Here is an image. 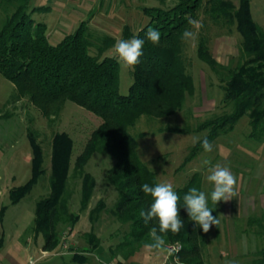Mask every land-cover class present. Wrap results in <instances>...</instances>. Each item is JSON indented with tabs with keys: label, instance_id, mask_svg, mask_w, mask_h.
Listing matches in <instances>:
<instances>
[{
	"label": "trees",
	"instance_id": "16d2710c",
	"mask_svg": "<svg viewBox=\"0 0 264 264\" xmlns=\"http://www.w3.org/2000/svg\"><path fill=\"white\" fill-rule=\"evenodd\" d=\"M6 1L14 5L0 25V75L14 85L11 98L18 99L23 95L46 116L67 100L100 119L72 164V171L80 179L79 208H86L95 182L91 174L84 171V165L93 153L108 152L114 162L107 169L106 178L118 193L111 214L120 223H127V233L118 245L127 255L131 254L150 243L149 230L152 226L158 227V221L154 219L146 225L140 217L141 210L147 211L153 202L150 195L143 193L141 185L148 183L154 186L157 180L136 152L137 138L143 133L140 131L134 136L129 133L128 127L133 126L140 115L161 118L175 114L182 107L185 96L191 95L194 86L182 64L181 43L183 32L190 25L188 19H195L202 0H175L167 8L142 6L139 10L147 21L134 33L123 24L120 39L136 36L145 40L140 62L131 67V83L126 94L118 92L120 76L117 56L103 54L114 43L112 36H104L101 45L96 47V54L90 53L92 42L84 19L57 43L50 44L45 34V24L34 22L31 17L32 12H47L48 5L29 7V0ZM205 5L213 20L234 24L248 59L229 69L222 86L223 101L231 103V112L205 118L192 129L205 130V135L200 138L207 136L211 142L219 133L229 131L246 113L250 123L249 136L258 138L264 131V32L251 16L250 0H237L236 5L229 0H205ZM148 28L160 32L159 44L154 45L147 40L145 33ZM197 47L198 59L214 67L217 62L207 52L203 39L198 41ZM161 130L181 134L189 132L188 128L167 125ZM27 142L31 152L29 177L23 184L13 185L7 191L9 205L23 198L38 177L44 174L42 150L31 131L27 133ZM72 144L64 131L53 134L48 194L34 202L33 232L34 235H41L44 250L54 249L58 244L57 225L69 223L74 226L78 222V215L68 210L65 196ZM201 149V144L194 141L180 166ZM190 177L185 184L174 188L180 196L179 215L184 227L176 234L168 232L165 240L166 243H178L180 246L175 253L171 252V258L179 257L184 264H204L199 254L197 229L183 203V196L189 188H197L196 173ZM6 206L0 205V217ZM103 208V201L98 199L88 210V219L97 221ZM85 236L91 250L98 247L93 232L88 231ZM259 253L257 263L263 264L264 248ZM70 259L82 263L86 257L73 253Z\"/></svg>",
	"mask_w": 264,
	"mask_h": 264
},
{
	"label": "rangeland",
	"instance_id": "374dc122",
	"mask_svg": "<svg viewBox=\"0 0 264 264\" xmlns=\"http://www.w3.org/2000/svg\"><path fill=\"white\" fill-rule=\"evenodd\" d=\"M29 1V7L48 3L54 6L53 12L31 13L34 22L45 24L48 43H57L74 30L80 21L86 19L87 32L92 42L90 53L96 54V47L101 45L104 36H112L114 43L103 54L117 56L113 46L121 38L123 24L134 33L147 21V17L141 14L140 7L150 5L167 8L175 0ZM229 1L234 5L237 3V0ZM13 5L6 0H0V25L5 14L12 11ZM250 5L253 20L264 32V0H250ZM200 7L194 20L202 26L189 25L187 30L193 32L195 38L183 39L181 43L182 64L185 72L191 76L194 86L191 95L185 96L182 107L175 114L161 118L140 115L134 125L128 127V131L134 136L140 131L143 133V136L137 138L136 152L141 162L153 171L157 183L169 182L176 188L185 184L195 172L197 188L210 194L213 186L206 179L209 165H205L204 161L209 160L212 165L219 162L230 167L237 178L234 185L235 195L230 200L218 202L217 205L211 202L209 195V207L214 209L212 215L218 217L219 224L211 226L205 233L194 222L200 258L204 264H258L259 250L264 248V131L258 138L249 136V118L244 113L229 131L219 133L211 141V152L201 149L185 165L180 166L196 138L206 133L205 130L194 131L192 128L205 118L231 112V103L223 101L222 86L229 69L248 59L242 50L241 38L235 31L234 24L209 17L205 0H202ZM58 10L65 12L60 14ZM200 39L204 40L207 52L216 60L214 67L198 59L196 48ZM117 62L120 76L118 92L126 94L131 83V67L125 66L118 57ZM14 91L13 83L0 75V177L6 175L7 179L13 178L12 183L6 182V187H2L0 182V203H8L4 191L7 186L23 184L29 177V131L34 134L41 147L44 174L38 177L35 185L19 204L8 206L3 224L11 222L15 212L22 216L25 214L23 211L30 207L32 213L34 202L48 194L47 178L53 134L64 131L73 143L65 196L68 210L78 215V222L74 226L66 223L56 227L58 244L65 241L67 247L63 256L47 253L35 264H98L92 253L98 255L103 264H173L174 260L168 250H154L146 245L128 255L126 251L120 250L118 244L127 233L128 227L127 223H120L111 214L118 193L106 178L107 169L114 162L108 152L93 153L84 165V171L91 174L95 182L86 208H79L80 179L72 171V164L100 119L89 110L67 100L46 116L23 95L18 99L11 98ZM166 125L188 128L189 132L181 134L161 130ZM98 199L103 201L104 208L97 221L93 222L88 219L87 213ZM88 231L97 237L98 247L93 250L85 236ZM166 244L167 247L171 245ZM33 251L31 254L38 256L36 248ZM73 253H81L86 260L82 263L73 262L70 259Z\"/></svg>",
	"mask_w": 264,
	"mask_h": 264
},
{
	"label": "clouds",
	"instance_id": "9594fccd",
	"mask_svg": "<svg viewBox=\"0 0 264 264\" xmlns=\"http://www.w3.org/2000/svg\"><path fill=\"white\" fill-rule=\"evenodd\" d=\"M188 23L193 26H202L193 19H188ZM145 36L154 45L160 42L161 34L156 29L148 28ZM182 38L185 40L194 39L195 34L185 30ZM144 45V39L133 36L130 39L117 40L113 47L117 57L125 66L134 67L140 62L139 58L143 55ZM196 141L201 144L205 152L212 151L213 145L207 136L197 137ZM204 164L209 165L206 179L213 186L211 193H205L196 187L189 188L183 196V203L189 219L207 233L211 226L219 224L218 217L212 215L214 209L209 207V195L214 205L220 201L230 200L235 195L234 185L237 183V178L227 165L219 162L212 165L209 160H205ZM141 190L145 195H150L153 202L147 211L141 210L140 217L146 225L154 219L158 221V227L152 226L149 230L150 243L146 244V247L154 250H168L171 255L172 250L167 249L165 237L168 232L176 234L184 227L183 220L179 215L180 196L169 182L156 183L154 186L144 183L141 185ZM85 254L87 255V253ZM91 255L95 257L98 264H103L98 255L95 253ZM175 264H180L179 257L176 258Z\"/></svg>",
	"mask_w": 264,
	"mask_h": 264
},
{
	"label": "crops",
	"instance_id": "0c3cea01",
	"mask_svg": "<svg viewBox=\"0 0 264 264\" xmlns=\"http://www.w3.org/2000/svg\"><path fill=\"white\" fill-rule=\"evenodd\" d=\"M49 11L54 10V6L48 3ZM59 11V10H58ZM63 12V13H62ZM65 11H59V13L64 14ZM59 20V19H58ZM9 178V177H8ZM13 180V178H12ZM12 180L7 176L0 177V182H2V187H6V182L12 183ZM13 186V185H12ZM11 185L7 186L5 191V197L7 196V191L12 187ZM23 198H25L23 196ZM21 198L16 204L17 205L23 200ZM8 199V197H7ZM1 201V200H0ZM7 205L2 216L0 217V264H29V260L32 259L35 264L39 259L44 258L47 253H52L55 256H63V253L55 254L53 251H59L60 246L57 244L55 249L44 250L42 248V237L41 235H34L33 232V212L31 213V208L26 209L25 214L21 216V213L17 212L13 213L12 221L7 222V224H3L5 212L9 205ZM34 210V209H33ZM33 248H36L38 252V256L34 257L31 252ZM43 251L45 253H43ZM63 252V251H61Z\"/></svg>",
	"mask_w": 264,
	"mask_h": 264
},
{
	"label": "built area",
	"instance_id": "2783aa9c",
	"mask_svg": "<svg viewBox=\"0 0 264 264\" xmlns=\"http://www.w3.org/2000/svg\"><path fill=\"white\" fill-rule=\"evenodd\" d=\"M63 236V235H62ZM62 243V242H61ZM61 243H59V246H60V250L59 251H53L55 254L57 253V254H59V253H63L66 249H67V247H66V243H65V241H63V243L61 244ZM179 244L178 243H174V244H172L171 243V245H169L168 247H167V249H170V250H172V253H175L178 249H179ZM61 251H63V252H61ZM169 252V251H168ZM43 253H45L44 251H43ZM173 258V260H174V263L173 264H175V258L174 257H172ZM33 263V260L32 259H30L29 260V264H32Z\"/></svg>",
	"mask_w": 264,
	"mask_h": 264
}]
</instances>
